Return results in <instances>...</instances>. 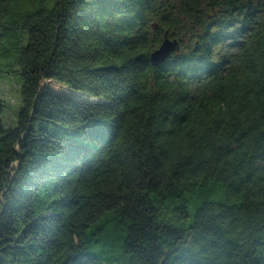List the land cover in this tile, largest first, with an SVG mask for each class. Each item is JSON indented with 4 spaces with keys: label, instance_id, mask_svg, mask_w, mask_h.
<instances>
[{
    "label": "trees",
    "instance_id": "obj_1",
    "mask_svg": "<svg viewBox=\"0 0 264 264\" xmlns=\"http://www.w3.org/2000/svg\"><path fill=\"white\" fill-rule=\"evenodd\" d=\"M16 1L0 264H264V0ZM48 80L96 101L37 98Z\"/></svg>",
    "mask_w": 264,
    "mask_h": 264
},
{
    "label": "rangeland",
    "instance_id": "obj_2",
    "mask_svg": "<svg viewBox=\"0 0 264 264\" xmlns=\"http://www.w3.org/2000/svg\"><path fill=\"white\" fill-rule=\"evenodd\" d=\"M38 0H17L12 6V15H18L36 7ZM17 53L10 49L7 42L0 45V119L5 127H16L20 111L23 107L22 87L23 82L20 75L15 72L19 69L17 64ZM13 70L12 73L10 71ZM41 88L42 85H41ZM211 199L221 200L224 197V191L217 186ZM101 245H96L91 252L99 253Z\"/></svg>",
    "mask_w": 264,
    "mask_h": 264
},
{
    "label": "water",
    "instance_id": "obj_3",
    "mask_svg": "<svg viewBox=\"0 0 264 264\" xmlns=\"http://www.w3.org/2000/svg\"><path fill=\"white\" fill-rule=\"evenodd\" d=\"M157 28H158V24L156 23L153 24V30L156 31ZM180 48H181L180 42L175 38H170L168 33H165L161 45L150 56L151 64L154 67H159L168 59H170L174 53L179 52ZM43 93H52V92H50L45 88H41L37 98H39Z\"/></svg>",
    "mask_w": 264,
    "mask_h": 264
},
{
    "label": "bare ground",
    "instance_id": "obj_4",
    "mask_svg": "<svg viewBox=\"0 0 264 264\" xmlns=\"http://www.w3.org/2000/svg\"><path fill=\"white\" fill-rule=\"evenodd\" d=\"M42 87L51 91L52 93L70 95L73 96L74 98L86 100V101H96V98L86 96L80 92H73L65 85L60 84L56 81H52V80L44 81L42 83Z\"/></svg>",
    "mask_w": 264,
    "mask_h": 264
}]
</instances>
